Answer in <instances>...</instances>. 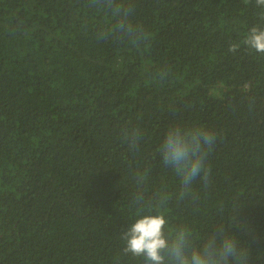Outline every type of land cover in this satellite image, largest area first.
Returning a JSON list of instances; mask_svg holds the SVG:
<instances>
[{"label": "trees", "instance_id": "16d2710c", "mask_svg": "<svg viewBox=\"0 0 264 264\" xmlns=\"http://www.w3.org/2000/svg\"><path fill=\"white\" fill-rule=\"evenodd\" d=\"M90 3L0 0V264H143L121 234L161 210L200 241L223 226L264 264V55L244 44L264 8L132 0L147 34L132 43L101 37L110 12ZM173 125L216 134L208 180L183 200L158 153ZM124 129L140 131L135 151ZM137 170L166 207L132 205Z\"/></svg>", "mask_w": 264, "mask_h": 264}, {"label": "clouds", "instance_id": "9594fccd", "mask_svg": "<svg viewBox=\"0 0 264 264\" xmlns=\"http://www.w3.org/2000/svg\"><path fill=\"white\" fill-rule=\"evenodd\" d=\"M255 3L264 8V0H255ZM89 7L110 12V20L100 32L101 37L112 34L127 38L132 43L147 38L143 28L131 19L132 0H91ZM244 44L248 49L264 55V28L251 27ZM238 48V44H231L229 51L235 53ZM122 135L129 150L135 151L141 140L140 131L124 129ZM215 141V133L199 126L185 128L173 125L166 130L158 153L162 164L171 168L180 179V200L192 195V185L197 179L207 182L211 169L206 158ZM132 178L136 186L131 201L133 206L141 209L166 207L170 199L166 193L156 192L149 196L145 191L144 173L137 170ZM234 221L235 217L232 227L238 226ZM218 233L211 232L200 241L187 225L170 226L162 210L155 214L141 211L122 232L121 240L123 252L141 259L143 264H248V248L223 226L218 227Z\"/></svg>", "mask_w": 264, "mask_h": 264}]
</instances>
